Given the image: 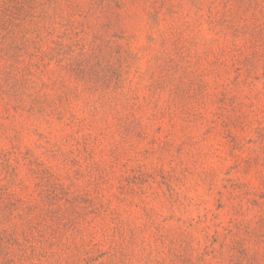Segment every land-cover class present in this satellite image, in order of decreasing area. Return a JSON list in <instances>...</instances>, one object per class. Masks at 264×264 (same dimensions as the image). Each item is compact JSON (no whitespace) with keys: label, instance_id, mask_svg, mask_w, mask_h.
<instances>
[{"label":"rangeland","instance_id":"1","mask_svg":"<svg viewBox=\"0 0 264 264\" xmlns=\"http://www.w3.org/2000/svg\"><path fill=\"white\" fill-rule=\"evenodd\" d=\"M0 264H264V0H0Z\"/></svg>","mask_w":264,"mask_h":264}]
</instances>
